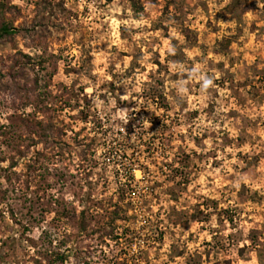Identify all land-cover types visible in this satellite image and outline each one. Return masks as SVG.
Segmentation results:
<instances>
[{"label":"rangeland","instance_id":"1","mask_svg":"<svg viewBox=\"0 0 264 264\" xmlns=\"http://www.w3.org/2000/svg\"><path fill=\"white\" fill-rule=\"evenodd\" d=\"M1 26L0 264H264V0H0Z\"/></svg>","mask_w":264,"mask_h":264},{"label":"trees","instance_id":"2","mask_svg":"<svg viewBox=\"0 0 264 264\" xmlns=\"http://www.w3.org/2000/svg\"><path fill=\"white\" fill-rule=\"evenodd\" d=\"M2 27V28H1ZM0 27V31L1 32H8L9 31V29H8V27L7 26H1Z\"/></svg>","mask_w":264,"mask_h":264},{"label":"clouds","instance_id":"3","mask_svg":"<svg viewBox=\"0 0 264 264\" xmlns=\"http://www.w3.org/2000/svg\"><path fill=\"white\" fill-rule=\"evenodd\" d=\"M211 84V80L209 79H206L205 82H204V87H207Z\"/></svg>","mask_w":264,"mask_h":264}]
</instances>
